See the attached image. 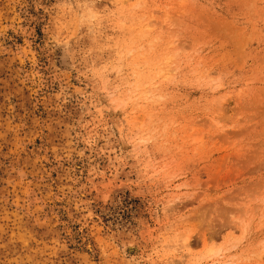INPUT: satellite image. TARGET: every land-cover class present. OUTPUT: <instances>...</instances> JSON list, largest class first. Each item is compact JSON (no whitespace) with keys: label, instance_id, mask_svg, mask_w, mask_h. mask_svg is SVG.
I'll list each match as a JSON object with an SVG mask.
<instances>
[{"label":"rangeland","instance_id":"obj_1","mask_svg":"<svg viewBox=\"0 0 264 264\" xmlns=\"http://www.w3.org/2000/svg\"><path fill=\"white\" fill-rule=\"evenodd\" d=\"M0 264H264V0H0Z\"/></svg>","mask_w":264,"mask_h":264}]
</instances>
